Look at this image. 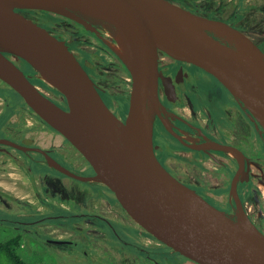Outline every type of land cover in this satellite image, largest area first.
Masks as SVG:
<instances>
[{"label":"water","instance_id":"1","mask_svg":"<svg viewBox=\"0 0 264 264\" xmlns=\"http://www.w3.org/2000/svg\"><path fill=\"white\" fill-rule=\"evenodd\" d=\"M18 10L72 20L113 51L133 81L125 122L105 103L65 41ZM114 35L126 38L127 58L113 48ZM160 52L212 74L264 130V52L224 21L168 0H0V79L81 152L96 174L79 175L40 150L47 164L74 179L111 188L137 223L199 264H264V234L242 205L233 212L218 209L167 171L155 154L154 123L164 109ZM7 54L30 64L69 109L44 94ZM198 147L230 151L212 140Z\"/></svg>","mask_w":264,"mask_h":264},{"label":"flooded vegetation","instance_id":"2","mask_svg":"<svg viewBox=\"0 0 264 264\" xmlns=\"http://www.w3.org/2000/svg\"><path fill=\"white\" fill-rule=\"evenodd\" d=\"M168 1L195 14L226 22L248 35L264 52V0ZM28 11L18 10L21 16L30 19ZM57 37L65 41L74 58L87 71L109 108L125 122L133 81L123 63L116 57L121 63L120 74L116 73L117 83L99 68L95 51L78 45L90 60L85 61L86 56L79 55V49H74L62 36ZM98 42L102 49L114 55L104 42ZM7 56L30 74L31 81L44 94L69 109L61 94L37 83L33 68L21 58ZM159 68L162 71L159 95L164 109L154 123L158 160L174 177L218 209L233 212L241 204L264 234L263 128L229 90L204 69L173 59L164 52H160ZM121 73L127 76L126 83ZM210 79L226 92L232 103L214 93V88L207 83ZM115 85L123 89L117 90ZM8 86L0 79V130L3 133L0 141H9L0 143V213H10L17 218L0 217L1 227L14 230L5 241L20 237L22 248L30 236L40 244L52 246L42 253H51L53 264H179V257L199 264L137 223L121 204L118 194L106 185L73 209L65 201H56L55 198L60 199L56 183L37 170L38 167L54 169L40 150L66 168L68 164L86 168L92 172L88 176H94L96 171L68 140L69 143L63 144L51 135L49 144H44L43 128L50 125L26 102L14 104ZM215 95L220 98V108L219 101L213 102ZM120 98H125L126 102L119 101ZM165 138L175 140L180 148L170 149ZM209 140L229 147L230 151L198 147ZM235 181L236 195L233 194ZM28 192L33 194L34 201L27 198Z\"/></svg>","mask_w":264,"mask_h":264},{"label":"rangeland","instance_id":"3","mask_svg":"<svg viewBox=\"0 0 264 264\" xmlns=\"http://www.w3.org/2000/svg\"><path fill=\"white\" fill-rule=\"evenodd\" d=\"M30 19L36 23L37 25H40L42 27L49 26L50 28H54L55 30H58V32L62 35V38L65 39L68 43L72 44L74 41L73 39H77L80 46L85 47L86 49H91L96 52L95 55V62L99 64V68L102 69L109 78L113 81L118 83L117 81V74H120V66L121 63L116 59V55H112L108 53L104 48L100 46V40L99 38L95 39L92 37L88 30H86L84 27H82L80 24L76 22H71L68 19L65 20V18L58 16L56 14H52L50 12L42 11V10H31L29 12ZM103 42V41H102ZM108 47V46H107ZM110 49V48H109ZM111 50V49H110ZM122 58H126L124 56V53L121 52L119 49L116 51ZM125 68L127 69L126 65L123 63ZM128 70V69H127ZM124 74L121 73V79L125 81L127 76H123ZM207 83H209L214 88V93L218 96H222V98L227 99L228 103H232L231 101H228L229 99L226 97L227 94L222 89H220L216 84L212 83V79H210ZM115 89L122 90L123 86L115 85ZM8 90L10 92L11 101L15 103H24V99L16 93L11 87L8 86ZM216 95L213 97V102L219 101V108L221 107L220 98L216 97ZM125 98H120L119 101L126 102ZM131 100V95H130ZM123 104V103H122ZM213 106L217 107L216 104L213 103ZM30 115V114H29ZM30 119V116H29ZM53 130V131H52ZM49 131V132H48ZM3 133L0 130V137H2ZM51 135L54 136L56 141H60V143L66 144L69 143L67 139L51 128L50 126H44L43 128V143L49 144L48 140L51 141ZM166 145L172 149V148H180V146L176 143L175 140H172L170 138H165ZM67 166V165H66ZM70 170H73L74 172L78 173L82 176H88L91 175V171L87 170L86 168H80L76 167L74 165L68 164L67 166ZM39 173L42 172L44 177L49 176L51 180H53L56 183V186L58 189L59 197L55 198L56 201H65L67 203L68 207H71L73 209L76 207V205L85 203L89 197H91L94 193L97 194V192L102 191L104 189L103 184L101 183H94V182H84L81 180H77L74 178H71L69 176H66L64 174L59 173L58 171L54 169L49 168H37ZM27 187H30L29 184H27ZM27 198L29 200L34 201V196L31 192H28ZM51 214V212H50ZM0 217H6V218H17L12 214H6V213H0ZM29 218H26L25 220H28ZM14 233V230H5L4 227L0 226V242H3L10 238L12 234ZM26 239L27 243H23V247L20 249V253L22 257L30 264H41V261L44 260V264H53V260L51 258V253L49 254H43L42 252L46 251L45 249L49 248L52 249L51 246H45L42 243H38L34 238L27 237ZM179 264H195L193 262H189L187 260L182 259L181 257L178 258ZM43 264V263H42Z\"/></svg>","mask_w":264,"mask_h":264},{"label":"trees","instance_id":"4","mask_svg":"<svg viewBox=\"0 0 264 264\" xmlns=\"http://www.w3.org/2000/svg\"><path fill=\"white\" fill-rule=\"evenodd\" d=\"M30 11L31 10H29L28 12H30ZM38 26L43 28L44 30H47V31L51 32V34L57 39H58V37H57L58 35L62 36L58 32V30H55L52 27L50 28L49 26L48 27L47 26L42 27L40 25H38ZM73 41H74L72 43L73 48L74 49H79L77 47L79 45V42L77 41V39H73ZM79 52H80L79 55H83L84 54V56H86L84 52L82 54V51L80 49H79ZM84 60L85 61H90L89 58H87V56H86V58ZM23 61L25 62V64H27V66L29 68H32L30 66V64H28L25 60H23ZM37 83L43 85L44 87H46L49 90H54V89L50 88L45 82H43L40 79L37 80ZM55 91L57 93H59L57 90H55ZM21 246H22V242H21V238L20 237H15V238H12V239H10L8 241L0 242V264H30L22 257V255L20 253Z\"/></svg>","mask_w":264,"mask_h":264},{"label":"bare ground","instance_id":"5","mask_svg":"<svg viewBox=\"0 0 264 264\" xmlns=\"http://www.w3.org/2000/svg\"><path fill=\"white\" fill-rule=\"evenodd\" d=\"M114 37H116V41L113 43V48L118 51V49L124 53V56L127 58V54H128V48H127V40L124 36L122 35H117ZM42 77L48 81L47 77L45 75L42 74Z\"/></svg>","mask_w":264,"mask_h":264}]
</instances>
